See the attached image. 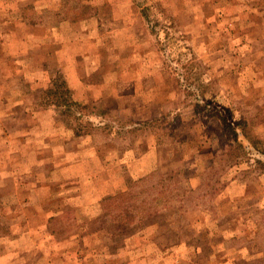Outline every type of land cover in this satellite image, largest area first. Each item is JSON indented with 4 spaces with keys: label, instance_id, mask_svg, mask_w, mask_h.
I'll list each match as a JSON object with an SVG mask.
<instances>
[{
    "label": "rangeland",
    "instance_id": "1",
    "mask_svg": "<svg viewBox=\"0 0 264 264\" xmlns=\"http://www.w3.org/2000/svg\"><path fill=\"white\" fill-rule=\"evenodd\" d=\"M259 148L264 0H0V264H264Z\"/></svg>",
    "mask_w": 264,
    "mask_h": 264
},
{
    "label": "trees",
    "instance_id": "2",
    "mask_svg": "<svg viewBox=\"0 0 264 264\" xmlns=\"http://www.w3.org/2000/svg\"><path fill=\"white\" fill-rule=\"evenodd\" d=\"M71 92L72 91L69 90L67 81L64 78V76L62 74H57V76L53 80L52 86L46 91L47 102L51 105L61 106L62 101L65 98V96L70 95ZM76 104H78V102ZM196 106L198 108L200 105L198 104ZM210 110L213 114H215L213 116H216L218 114V117H215L212 119L213 121H215V124L218 127L223 128L224 129L223 131L227 135L233 136L235 143L241 146L242 149H245L244 145L240 142L241 136L237 132L233 124L223 117L220 110L215 109V108L210 109ZM213 110H216V112H213ZM218 120H219V123H218ZM160 122H161L160 118L153 119L151 122H146L142 127V129H144V133L154 132L155 127L157 126L160 127L161 125ZM257 150L260 153L264 154V149L259 148Z\"/></svg>",
    "mask_w": 264,
    "mask_h": 264
}]
</instances>
